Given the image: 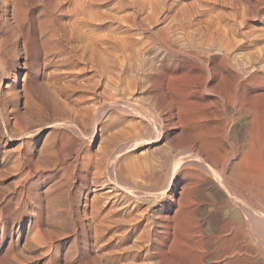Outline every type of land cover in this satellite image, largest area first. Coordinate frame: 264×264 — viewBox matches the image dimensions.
<instances>
[{
  "label": "rangeland",
  "instance_id": "rangeland-1",
  "mask_svg": "<svg viewBox=\"0 0 264 264\" xmlns=\"http://www.w3.org/2000/svg\"><path fill=\"white\" fill-rule=\"evenodd\" d=\"M0 1V58L9 55L4 49L9 37H18L10 75L2 80V86L12 82L18 92L16 108L11 106L12 114L0 109V254L13 255L5 261L216 264L206 244L184 252L187 232L204 223L202 236L213 235L214 218L226 211L212 192L218 186L214 176L189 156L184 162L190 169L179 177L176 194L164 190L173 161L192 155L194 139L184 128L207 126L206 136L225 135L230 142L221 129L229 130L234 114L225 108L223 88H211L208 80L203 91L195 61L172 55L160 37L174 42L244 37V52L256 49L264 46V0H9L6 12ZM211 60L222 69L218 58ZM163 92L175 95L173 116L165 113ZM207 110L211 114L205 119ZM108 168L124 187L118 189L120 200L106 198L111 183L91 184L90 178ZM192 179L197 185L183 193Z\"/></svg>",
  "mask_w": 264,
  "mask_h": 264
},
{
  "label": "bare ground",
  "instance_id": "bare-ground-1",
  "mask_svg": "<svg viewBox=\"0 0 264 264\" xmlns=\"http://www.w3.org/2000/svg\"><path fill=\"white\" fill-rule=\"evenodd\" d=\"M2 2L4 4V11L3 12H6L8 10L9 0H2ZM10 2H11V0H10ZM14 3H16V2H14ZM11 4H13V3L11 2ZM56 4L58 5V3H56ZM11 11H12V9H11ZM13 19L14 18H12V20ZM17 26H19V25H17ZM6 29H7V27H6ZM26 30H27V28H26ZM8 34H9V32H8ZM26 34H28V33H26ZM21 38H22L21 43L24 44L25 47L26 46L29 47L27 44L28 40L26 41V37H21ZM32 38H34V37H32ZM243 38L242 39H240V38L236 39L235 37H220V38H218V37L217 38L207 37V38H204L202 40H197L196 38L188 37V38L181 40V42H174V40H171L170 37H162V38L160 37L161 46L170 50L172 55H186L195 61V66L198 69V74L195 75V78L199 82L198 84L202 86V90L205 88V87L203 88L204 83L206 84V82L208 80H213V83L210 85L211 88H215L217 86H219V87L221 86L223 88V92H224L223 100L225 102L224 103L225 108L229 113L234 114V116H232V117H233L235 123H233V125H231L229 127V130H226L225 127H223V129H221L219 127L223 131V133H222L223 135H224V133L230 134L229 135L230 136L229 137L230 142L224 141L225 140L224 137H226L225 135L222 137L221 136L220 137L206 136L204 134V132H205V128H207V126H204V130L203 129L201 130L200 128L195 129V127H197V126H188V128L186 126H184V127H186V128H184L185 134L192 135L193 139H194L192 152H190V153H192V155L186 154V153L184 155H181L182 154L181 153L180 154L181 156L177 158L176 162L174 163V161H173V164H174L172 167L173 170H172V173L170 175V178H168L169 181L167 183L166 189L163 187V190L165 189L164 191L170 190L172 195L175 193V191H176L175 187L178 184L179 177L182 174H184L187 170L190 169V167L187 166L189 162H187V164H185L186 162H184L189 156H193L194 158L199 160L198 163L200 165H202V167L208 173L210 172L214 176V178L213 177H211V178L215 179L218 186L217 187H216V185H214V187L211 186V187H213L212 192L218 199H222V202H223L222 205L226 207V211L224 212V214L222 216H220L218 214V216L216 218H214L213 222L215 225V229L213 231L214 232L213 235L208 234L207 236L205 235L206 237L202 236L206 232V231L204 232L201 230L203 228L202 226L205 225L204 223L199 224L198 226H196V228L193 227L194 228L193 230H191L190 232H187L188 234L186 235V237L188 238L189 243L185 241V243H186L185 249L186 250H184V252L185 251H187V253H188V251L192 252L191 250L200 249V247H202L201 246L202 244L203 245L206 244L204 246H207V250H208L207 255L210 256V259L211 258L214 259L216 264H264V46H262L260 44L261 46H258L256 49L252 48V49H248V51L244 52V50H245L244 49V47H245V40L244 39L245 38L244 39ZM9 39H11V40H8V41H10L9 43L6 41L7 42L6 44L8 45V47L4 48L6 50V52L9 53V55L6 54L5 59L2 56L0 58V61L2 62L0 64V109L2 111H7V109H9L8 111H9V113H11L14 111L13 107H11V106L14 104L15 99L18 97V92L14 89L12 82H9V83L7 82L6 84H4V86H2V80L10 75L9 67L13 66L12 62H13L14 57L16 55V52L14 50L15 46H16L15 42L18 39V37H16V39H14L13 37H9ZM36 41H37V39H36ZM250 41H252V40L250 39ZM32 43H34V42H32ZM119 45L121 47L122 43H120ZM114 47H116V46H114ZM122 47H124V46H122ZM78 51H82V50H78ZM84 51H85V49H84ZM67 52H68V50H67ZM74 52H77V51H74ZM64 53H66V52H64ZM78 53L80 54V52H78ZM160 53H162V52H160ZM74 56H77V55L75 54ZM79 56H78L79 58L82 57L81 55H79ZM84 56H85V54H84ZM214 56L219 59L218 63L222 67V69H217L218 67L217 68L215 67L214 62H213L214 60L213 61L211 60L212 57H214ZM151 60H153V58ZM150 62H152V61H150ZM147 63L149 64V62H147ZM154 64H156V63H154ZM150 65H151L150 66L151 69H154L156 72V68L153 66V64L151 63ZM143 68H146V65ZM14 69H15V67H14ZM172 69H173V67H172ZM184 73L185 72H183V74ZM161 76H162V74H161ZM191 76H194V73L191 74ZM27 77H28V74H25L24 78H23L24 83L22 85L25 90H23V91L27 90V81H26ZM164 77L165 76H163V78ZM9 79L10 80L16 79V74L14 73L13 77H11ZM170 79H171V76H170ZM147 80H148V78H147ZM159 80H161V79H159ZM152 81L155 82L157 80L155 78V81H154V79ZM165 81H167V84L169 85V80H165ZM190 84H191V82H190ZM153 85H156V84H153ZM156 86H160V84L156 85ZM164 86H166V84ZM192 87H193V83H192ZM152 88H154V86ZM195 88H197V87L195 86ZM158 91L160 92V90H158ZM161 91H162V89H161ZM189 91H191V90H189ZM189 91H188V94H189ZM207 91H208V89H207ZM199 92H201V91H199ZM210 92H212V90ZM153 94L155 95V92ZM166 94H167L166 92H163V95H162V97L163 96L165 97L164 102H165V99L168 100V101L166 100L167 102L165 103L166 107L164 106L165 109H168L167 112H165V113H167V116H171V115L173 116L174 114L172 112L173 108H171L172 107L171 102H172V99H173V101L175 100L174 99L175 95L174 96L172 95L173 96V98H172L171 97L172 93L167 94L168 96ZM166 96H167V98H166ZM217 96L219 97V95H217ZM152 98H153V95H152ZM214 100H216V99H214ZM206 102L207 101L205 100L204 104ZM112 104H115V103H112ZM182 104H183V106L185 105L184 102ZM216 104L217 103H215V105ZM179 105H180V103H179ZM181 105H180V107H181ZM212 105H213V103H212ZM161 106H163V105H161ZM189 106H191V105L189 104ZM189 106H187V107H189ZM180 107H177V108L180 109ZM192 107H193L192 109H194V106H192ZM199 107H201V105ZM14 108H16V107L14 106ZM178 109H176V112L175 111L174 112L180 113V110H178ZM183 109H187V108L184 107ZM204 109H206V108H204ZM223 109L224 108H222V110ZM198 110H197V112H198ZM186 111H187V113L189 112L188 110H186ZM213 111H214V108H213ZM201 112L203 113V111H201ZM201 112H199V113H201ZM224 112H226V111H224ZM193 114H195V113H193ZM203 114H205V113H203ZM203 114H202V117L204 116ZM210 114H211V110H209V111L207 110V112L205 114V116H206L205 119L210 118V117H207V115L209 116ZM178 115L181 116L180 114H178ZM186 115H189V113ZM195 115H197V114H195ZM199 116L197 115L195 117L198 118ZM213 116H211V117H213ZM164 117H166V116H164ZM220 117H219V119H220ZM193 118H194V116H193ZM222 118H224V117L222 116ZM178 119H180V118L177 117V121H178ZM165 120H166V118H165ZM181 120H182V117H181ZM196 121H197V119H196ZM217 121H215V122L218 123ZM167 122H165V123H167ZM194 122H195V120H194ZM197 122H196V124H197ZM220 122H222V120ZM178 123H179V121H178ZM182 123H183V121L179 124L182 125ZM214 124H213V126H214ZM222 124H223V122H222ZM187 125H190V124H187ZM205 125H206V123H205ZM217 125H219V124H217ZM220 125H221V123H220ZM208 126H209V124H208ZM210 126H211V124H210ZM227 128H228V126H227ZM212 130H214V129H212ZM209 134H211V133H209ZM132 144H134V143H132ZM188 152L189 151H187V153ZM102 164H100V166ZM74 167H77V166H74ZM110 172L112 173L111 175H109V168H108L104 172H102V174L100 176H98V175H96V177L91 176L92 177V178H90L91 184L94 186H100V188H101L102 186H105L107 183H111L112 185L109 188H107L104 192L106 194L105 196H106V198L108 197V198L117 199L119 197L118 189L123 190L124 187L122 185L118 184V182L116 180L117 174H116L115 170L112 169ZM190 172H189V174H190ZM86 175H87V173H86ZM87 176H89V175H87ZM206 180H207V178H206ZM190 181L193 182V179ZM209 182L210 181H208V184H210ZM194 183H196V182L189 183L187 185L184 184L185 187L183 186L184 188H182V190L185 189V191L186 190L189 191V190L193 189ZM127 189H128V187H127ZM144 189L145 188H143V191H144ZM131 192H133V191L131 190ZM155 192L157 193L156 190H155ZM183 193H184V190H183ZM14 195H16V194H14ZM0 197H2V196H0ZM18 197L19 196H17L16 199ZM170 198H171V196H170ZM21 200H19V201H21ZM1 201H2V199H0V203H1ZM174 201H175V199H174ZM176 201H177V199H176ZM178 201H180V200H178ZM15 204L17 206L16 200H15ZM116 204H118V203H116ZM20 205H21V203H20ZM13 212H15V211H13ZM216 212H218V211H215V213ZM14 216H15V214H14ZM168 216H167V218H168ZM206 221H208V220H206ZM11 224H12V222H11ZM31 225H33V224L31 223ZM206 225L209 226L210 224H208V222H207ZM171 228H172V226H171ZM30 229H31V227H30ZM30 232L32 233V231H30ZM154 233H156V231ZM33 235H35V233ZM171 237H172V235H171ZM156 239H158V238H156ZM153 241H155V240H153ZM18 248H19V246H18ZM156 248L158 249V247H156ZM183 249L184 248L182 247V250ZM3 252L5 253V251H3ZM203 253H205V252H203ZM12 254H14V253H12ZM180 254H181V252H180ZM6 255L8 256V254H2V255L0 254V264H8L7 263L8 260H7V262L5 260L9 256L7 257ZM16 256H17V254H16ZM11 257H13V255H11L9 258H11ZM204 257H206V256H204ZM190 259H192V258H190ZM10 260H9V262H10ZM19 261L20 260L18 259L17 262H19Z\"/></svg>",
  "mask_w": 264,
  "mask_h": 264
}]
</instances>
